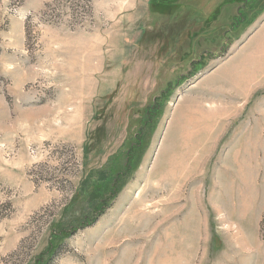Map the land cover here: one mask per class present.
<instances>
[{
	"label": "rangeland",
	"instance_id": "1",
	"mask_svg": "<svg viewBox=\"0 0 264 264\" xmlns=\"http://www.w3.org/2000/svg\"><path fill=\"white\" fill-rule=\"evenodd\" d=\"M48 261L264 264V0H0V264Z\"/></svg>",
	"mask_w": 264,
	"mask_h": 264
},
{
	"label": "bare ground",
	"instance_id": "2",
	"mask_svg": "<svg viewBox=\"0 0 264 264\" xmlns=\"http://www.w3.org/2000/svg\"><path fill=\"white\" fill-rule=\"evenodd\" d=\"M187 172V171H186ZM184 174V173H183ZM183 174H182V176H183ZM145 204V203H144ZM143 205V203L142 202H140L136 207H133V209H131V211H130V213H129V215H128V219H131L132 218V215H134V216H136V215H138V214H141V213H146V214H148V212H145L144 210H140L139 208H141V206ZM149 217H151L152 219H154L155 217H156V215L155 214H151ZM175 219V218H174ZM131 220H133V219H131ZM128 221V220H127ZM132 226H133V228H135V232L133 233V235H137V233L139 232V229H140V226H139V224L137 223V222H133L132 223ZM127 230V229H126ZM175 231V230H174ZM173 231V232H174ZM129 232V231H128ZM131 232V231H130ZM172 232V233H173ZM125 234V233H124ZM117 235H119V237H121L122 236V234H117ZM127 236V235H126ZM174 236H177V231H175V233H173L172 234V236H170L168 239H172ZM127 237H129V236H127ZM145 237V236H144ZM148 238V237H147ZM143 239V236H140V235H138V236H136V237H129V238H127L126 239V241L125 242H137V241H141ZM115 238L113 237V238H110V240H109V242L106 244L107 245V251H109V250H112V249H114L115 247H114V245L116 244V242H115ZM114 243V244H113ZM111 244H113V246L110 248L109 247V245H111ZM173 244H174V241H173ZM114 247V248H113ZM100 249V248H99ZM141 254H142V252H141ZM164 263V262H163Z\"/></svg>",
	"mask_w": 264,
	"mask_h": 264
},
{
	"label": "trees",
	"instance_id": "3",
	"mask_svg": "<svg viewBox=\"0 0 264 264\" xmlns=\"http://www.w3.org/2000/svg\"><path fill=\"white\" fill-rule=\"evenodd\" d=\"M49 263H50V261L46 262L45 264H49Z\"/></svg>",
	"mask_w": 264,
	"mask_h": 264
}]
</instances>
